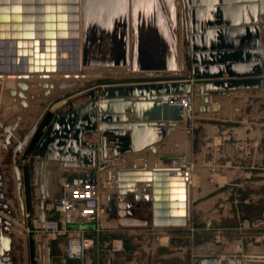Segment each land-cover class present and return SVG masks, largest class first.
<instances>
[{
    "label": "water",
    "instance_id": "95a60500",
    "mask_svg": "<svg viewBox=\"0 0 264 264\" xmlns=\"http://www.w3.org/2000/svg\"><path fill=\"white\" fill-rule=\"evenodd\" d=\"M44 1L18 0L17 24L11 25L10 17L3 13L0 73H88L92 67L102 70L104 66L121 68V71H111L116 75L112 80L21 78L14 88L9 89H2L0 84L3 95L20 105V113L12 122L0 121V129L4 133L3 147L13 144L3 163L7 166L3 168L0 165V264H15L16 257L12 251L15 231L12 226L14 222H20L19 214L8 202L16 198L13 181L6 180L3 171L7 172L14 159L21 214L25 216L23 178L16 161L28 154L50 107L57 101L69 98L52 114L30 151V161L38 158L41 168L46 165L47 169L48 165L62 166L64 173L83 171L84 175H76L79 181L75 182H86L88 176L94 173L102 175L106 171V176L100 179L102 191L107 190V181H113L118 192L126 182L133 186V190L138 182H144L143 192L152 195V219L146 224L184 226L191 219L193 182L187 157L167 154L161 158L162 167L155 163V167L150 168L144 156L137 155L136 161L144 160L145 164L138 165L134 161L131 165L124 153L144 150L157 153V143L165 134L162 131L157 135L156 126L166 122L171 126L186 124L190 134L194 111L211 114L214 112L212 103L217 102L220 108L221 97L235 96L241 90L252 93L264 89V0H182L181 12L176 0H156L162 17L160 22L170 43V56L168 60L144 63L127 58L111 61L89 59L87 24L90 13L85 9L87 0H83L82 35L78 29L79 13L75 4L69 12L61 11L58 4L57 11L45 13L42 11ZM46 1L55 3L61 0ZM29 3H34V11L30 13L26 11ZM180 15L183 16L181 27L184 35L181 45L185 51L178 63L175 31ZM29 20L36 25L30 27ZM68 20L69 28L65 25ZM183 99H186V107ZM37 100L41 111L33 116L29 111ZM25 115L35 118V122L23 133L18 128ZM92 137L98 139H90ZM110 149L113 151L111 157L108 156ZM177 159L185 161V165L167 167L168 161ZM117 160H122V163L117 164ZM173 181L179 182L181 193L186 196V207L182 208L179 218L170 219L166 212L169 205L166 202L162 205L158 195L166 191ZM135 191L140 192L138 189ZM106 192L105 210L115 214L118 192ZM49 202L42 201V207ZM41 221H45V211L41 214ZM42 258L45 264L44 255ZM198 259V264H245L244 259L249 264L264 257L247 254L243 258L241 254H230L223 259L219 254H203Z\"/></svg>",
    "mask_w": 264,
    "mask_h": 264
},
{
    "label": "crops",
    "instance_id": "0c3cea01",
    "mask_svg": "<svg viewBox=\"0 0 264 264\" xmlns=\"http://www.w3.org/2000/svg\"><path fill=\"white\" fill-rule=\"evenodd\" d=\"M176 3L178 11L181 12L182 0H176ZM58 4H60L61 6L60 10L65 12H69L73 4L76 5V11L79 13L78 29L79 33L82 35V12L84 10L83 0H75L74 2H72L71 0H61L60 2L55 3L45 0L42 3V11H44L45 13L57 11ZM33 5L34 3H29L27 5L26 11L29 13L34 11ZM85 9L90 13L87 24L89 29L87 57L89 59L96 61H111L123 60L127 58L130 60H137L140 63L148 61H164L169 59L170 50L168 49V45L170 43L167 40V36L164 32L163 24L160 22V19L162 17L159 12L156 0H87ZM18 10V0H0V27L4 23L2 19L3 13H6L10 17L11 25L17 24ZM204 16H206L205 11ZM181 19H183V16H178V25L175 31L177 35L178 63L181 60L183 51H185V47L183 48L181 45L182 40L184 39V35L182 34L183 31L181 27ZM28 25L31 27L35 26L36 23L29 20ZM65 25L69 28V26L71 25L70 21H66ZM262 43L264 44V30L262 31ZM93 69L95 70V73H98L96 76H100L106 73L113 74L111 71H121V68H111L110 66H104L102 70L97 67H92L91 70ZM140 74H143V72ZM79 93H77L76 95H79ZM68 99L53 104L50 107L49 111H51L52 114L55 113L68 101ZM220 103L222 107L226 108V105H222V101H220ZM39 104L40 102L31 105V109L29 111L31 115L36 116L41 111V107ZM216 105L217 102L212 103V109L214 112H212L211 114L213 115L222 113L220 112V109L219 111L216 110ZM18 113H20L19 102L14 101L10 97H5L2 91H0V121L2 123L12 122ZM50 118L47 117L43 122L33 144L27 152L28 154L20 156L21 158L16 161L20 165L23 178L22 196L26 208L25 216L21 214L20 200L18 197L17 189V178L14 171L15 160L12 159L11 164L8 165L7 172L5 171V169L3 171V174L6 175V180L11 179L13 181V188L16 193V198L9 199L8 202L20 217V222H14V226H12V229L15 231L12 242V251L14 253L13 255H15L16 257L15 264H24L21 259L23 257L22 254L24 252V249L27 251L28 245L29 247L31 246V239L28 238V236L24 233L25 227L33 226V228H38L40 224L43 223V221H41V214L43 211H45V220L57 217L58 212L55 208V204L63 193L64 182H75L77 179V181H79V178H76V175H84L83 171H80L78 173H64L62 166L56 168L55 166L48 165V169H51L54 173L50 174V170L47 169L46 165L41 168V164L39 162L40 160L38 158L30 161V151L42 135V132L49 122ZM200 118H203L202 113H200L198 110L194 111V121L192 125L193 127L196 125V121ZM34 122L35 118L30 115H25L18 128L19 131L24 133L30 127H32ZM156 130L157 135L162 134V131L165 134L164 138L157 143V153H154L151 150H144L139 153H135L133 151L124 153L128 160L131 161V165L132 162L136 161L137 155L144 156L147 159L148 167L150 168H154L155 163H157L159 167H162L161 158L167 154L185 155L187 157L188 163V156L190 153L189 149L191 146L190 144L192 143V139L191 133L189 134L187 131L188 128L186 124H177L171 126L166 122L162 125L156 126ZM18 132H16V134L20 137V133ZM90 139H98V137H92ZM3 142L4 133L1 132L0 129V165L5 168V166L7 165H4L3 163L7 159V156L9 155L8 150L13 146V144L9 145L8 148H4ZM112 155L113 151L111 149L108 150V156L111 157ZM178 160L180 159H177V161ZM136 162L138 165H143L146 161L138 160ZM172 162L173 160L168 161L167 167H172ZM116 163H122V160H117ZM106 173V171H103L102 175L99 173H94L88 176L87 179L89 181L90 179L93 180L94 177H97V179L94 181H97L100 185L101 176H106ZM134 188L135 190H140V192L133 190V186H129L126 182L122 188V191L118 192V188L115 186V183L113 181H107V190L110 193H118L115 198L116 213L110 214L106 212V214L108 216V220H112L115 223H123L122 225L130 228L128 229V231L117 234L122 236L124 238V241L126 242L124 251L128 249L129 245H127V240L130 239V242L134 244L141 243L142 249L143 251L147 252V255L145 259H142V257H140L142 250L137 247L131 251L132 256L129 260L120 258L114 260L113 262L109 261L108 263L110 264H156L154 261H149V258L153 259V257H156V253L158 252L159 248L171 249L170 245L162 242V238L165 237L163 228L181 227L150 226L146 224L147 220L152 219V195H147L143 192V189L145 188L144 182H138L134 186ZM31 190H33V194H31ZM106 191L104 190L105 196L102 191L104 198H106L107 196ZM190 198V201L192 202V185ZM158 199L159 201H161L162 205L165 202L169 205L166 212L167 218L170 219L179 218L182 208L185 209L186 207V196L185 194L182 195L179 182L177 181L171 182L166 191L163 190V192H160V194L158 195ZM46 200H49L50 202L45 203L46 205L43 208L42 201ZM142 228L150 229L141 230ZM111 234L112 233L107 236L108 238L103 241L104 244L101 243L102 245L100 244V246H98L101 242V238L99 237L100 239L97 240V243L91 249V251H96V246L107 248V245H109ZM33 236L36 242L41 243L42 245L43 241L40 240V233H36ZM151 236L156 237V243L152 244V246L148 249L149 251H147L143 247L144 241H141L139 239L144 238L145 241L149 242ZM124 251L118 253L117 255H119V257L122 256V254H124ZM206 254H219L223 259H226V257L217 252H210ZM237 254L239 253L237 252ZM241 255L243 258H245L244 254ZM244 261L245 264H248L245 259ZM252 263L254 262H251L249 264Z\"/></svg>",
    "mask_w": 264,
    "mask_h": 264
},
{
    "label": "rangeland",
    "instance_id": "374dc122",
    "mask_svg": "<svg viewBox=\"0 0 264 264\" xmlns=\"http://www.w3.org/2000/svg\"><path fill=\"white\" fill-rule=\"evenodd\" d=\"M115 77L106 73L85 79ZM220 101L226 105L219 108L217 103L216 110L220 109L221 114H202L203 118L192 126L188 156L193 173L191 219L181 227L163 228L162 242L171 249L159 248L156 257L149 258L156 264H198V256L210 252L224 257L237 252L245 257L264 256V89L252 93L241 90L235 96L221 97ZM48 115L52 116L51 111ZM102 201L107 203L104 197ZM105 216L104 224L112 228L100 236L98 246L104 244L110 232L117 235L130 229ZM30 229V233L24 229L31 239V246L22 254L24 264H43V255L45 264H110L109 261L120 258L129 260L137 247L142 250V259L147 255L141 243L128 239L126 251H113L109 245L96 246L97 250H90L88 257L70 260L64 252L67 236L56 238L39 227ZM146 229L150 228L141 230ZM36 233H40L42 245L33 238ZM155 238L151 236L149 242L139 240L149 251ZM122 251L124 254L119 257L117 254ZM257 261L252 264H264V259Z\"/></svg>",
    "mask_w": 264,
    "mask_h": 264
},
{
    "label": "built area",
    "instance_id": "2783aa9c",
    "mask_svg": "<svg viewBox=\"0 0 264 264\" xmlns=\"http://www.w3.org/2000/svg\"><path fill=\"white\" fill-rule=\"evenodd\" d=\"M183 105L187 106L186 99H183ZM176 161L172 162L173 168L179 167ZM102 200L103 193L97 181H66L63 184V193L55 204L58 216L46 219L39 228L56 238L67 236L66 257L70 260L84 259L88 257V252L99 237L112 228L104 224L106 210ZM25 231L30 233V227H26ZM110 236L111 250H123L124 238L114 233Z\"/></svg>",
    "mask_w": 264,
    "mask_h": 264
},
{
    "label": "bare ground",
    "instance_id": "6f19581e",
    "mask_svg": "<svg viewBox=\"0 0 264 264\" xmlns=\"http://www.w3.org/2000/svg\"><path fill=\"white\" fill-rule=\"evenodd\" d=\"M17 43V42H16ZM14 48H16L14 46ZM13 48V49H14ZM95 70H90L88 73L80 72V73H68V74H59V73H33L32 76L31 73L28 72H22V73H0V84L2 85L3 88H14L16 86V81L18 79L24 78L28 80H55L59 81L64 78H77V79H85L88 77H93L96 76L98 73L94 72ZM98 77V76H96ZM41 107V106H40ZM177 165H182L183 163H186L182 159L177 161ZM163 165V164H161ZM103 221H107V218L103 219Z\"/></svg>",
    "mask_w": 264,
    "mask_h": 264
}]
</instances>
